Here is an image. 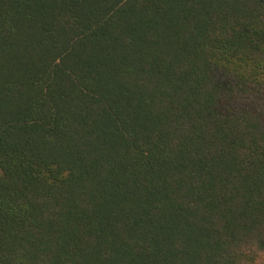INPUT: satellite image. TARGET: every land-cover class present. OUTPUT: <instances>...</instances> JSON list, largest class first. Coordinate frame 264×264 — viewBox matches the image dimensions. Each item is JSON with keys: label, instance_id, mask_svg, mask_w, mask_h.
<instances>
[{"label": "trees", "instance_id": "obj_1", "mask_svg": "<svg viewBox=\"0 0 264 264\" xmlns=\"http://www.w3.org/2000/svg\"><path fill=\"white\" fill-rule=\"evenodd\" d=\"M0 264H264V0H0Z\"/></svg>", "mask_w": 264, "mask_h": 264}]
</instances>
